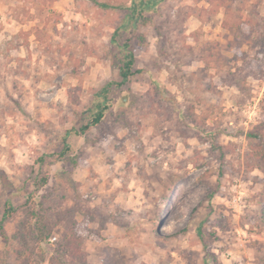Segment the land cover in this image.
Masks as SVG:
<instances>
[{"label": "rangeland", "instance_id": "rangeland-1", "mask_svg": "<svg viewBox=\"0 0 264 264\" xmlns=\"http://www.w3.org/2000/svg\"><path fill=\"white\" fill-rule=\"evenodd\" d=\"M125 14L0 0V264H264V0L145 12L79 132Z\"/></svg>", "mask_w": 264, "mask_h": 264}, {"label": "trees", "instance_id": "trees-1", "mask_svg": "<svg viewBox=\"0 0 264 264\" xmlns=\"http://www.w3.org/2000/svg\"><path fill=\"white\" fill-rule=\"evenodd\" d=\"M90 1L102 8L125 10L126 14L122 20L121 25L113 32L111 36V42L115 43L120 50L121 56L116 63V68L118 69L120 79L118 81L108 82L95 93V96L98 97L99 100H97L96 103H94L89 109L88 121L81 126L79 132H85L90 126L96 125L102 120L104 111L107 108V104L105 103L108 101L107 93L109 92L111 86L114 85L120 87L124 83H126L131 76L139 72V70L135 68V55L129 42L130 39L127 37L122 38V31H129L131 29L129 27H133V29H136L138 25H145L148 21V17L145 15V12L155 10L157 6L165 0H130L129 4L127 5H113L110 2H101L99 0ZM140 40L142 41L143 39L140 38ZM45 181L46 178L43 177L42 183H44ZM14 211L15 208H13L12 206H8L2 214L0 225ZM38 235H41V232ZM43 238L44 237L39 236V241H41ZM75 249L76 248L73 247L74 253Z\"/></svg>", "mask_w": 264, "mask_h": 264}, {"label": "built area", "instance_id": "built-area-1", "mask_svg": "<svg viewBox=\"0 0 264 264\" xmlns=\"http://www.w3.org/2000/svg\"><path fill=\"white\" fill-rule=\"evenodd\" d=\"M55 237H53V239H54Z\"/></svg>", "mask_w": 264, "mask_h": 264}]
</instances>
